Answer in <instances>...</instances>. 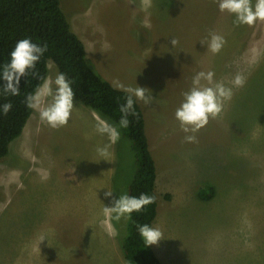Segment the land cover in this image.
Instances as JSON below:
<instances>
[{
	"label": "rangeland",
	"instance_id": "rangeland-1",
	"mask_svg": "<svg viewBox=\"0 0 264 264\" xmlns=\"http://www.w3.org/2000/svg\"><path fill=\"white\" fill-rule=\"evenodd\" d=\"M61 3L99 72L155 98L139 103L158 173L156 254L166 264H264V22L237 26L217 0ZM210 31L226 40L215 55L200 42ZM201 71L229 87L241 73L246 83L188 143L175 111ZM59 74L51 61L47 79ZM96 117L75 97L59 129L34 110L0 159V264H129L121 246L129 219L110 221L103 208L112 206L107 190L128 194L134 151L120 137L110 162L102 159L96 148L109 140ZM209 186L213 194L202 196Z\"/></svg>",
	"mask_w": 264,
	"mask_h": 264
},
{
	"label": "trees",
	"instance_id": "trees-1",
	"mask_svg": "<svg viewBox=\"0 0 264 264\" xmlns=\"http://www.w3.org/2000/svg\"><path fill=\"white\" fill-rule=\"evenodd\" d=\"M25 38L46 46V51L36 64L35 74L30 72L21 78L20 95L5 94L4 81L0 79V159L10 153L12 142L23 133L34 112L27 107L25 97L48 78L49 63L53 61L70 83L74 97L114 125L121 138L131 141L136 169L128 195L138 197L146 193L155 197L153 204L139 213L133 212L128 221V233L120 239L125 259L129 264H165L137 231L139 225L152 227L158 207L157 166L141 104L135 103L137 115H129L128 126L121 127L119 109L126 102L127 93L115 88L89 59L85 43L73 29L61 0H0V68L9 62L16 43ZM9 102L12 108L5 115L2 106ZM213 192L214 188L209 186L202 189L201 195L210 196Z\"/></svg>",
	"mask_w": 264,
	"mask_h": 264
},
{
	"label": "clouds",
	"instance_id": "clouds-1",
	"mask_svg": "<svg viewBox=\"0 0 264 264\" xmlns=\"http://www.w3.org/2000/svg\"><path fill=\"white\" fill-rule=\"evenodd\" d=\"M220 12H227L235 17L233 23L237 26H253L257 21L264 22V0H217ZM144 27H150V23L145 22ZM212 54H218L226 43L222 35L210 31L207 38L200 40ZM171 43L175 46L178 41L174 38ZM46 51V46L33 43L25 38L18 41L14 49L10 52V60L0 68V79L4 81L3 91L5 94L13 96L20 95L21 78L35 74L36 64ZM214 72H198L192 79L191 88L182 93L183 100L175 111V119L179 122L180 129L186 133L184 140L188 143L197 142L196 133L207 126L210 119L218 118L225 107L226 102L233 96V88H242L246 83V77L237 73L231 81V87L226 86L222 81L214 80ZM205 82V83H202ZM53 83L55 89H53ZM118 90L127 93L126 102L120 106L121 118L119 125L127 127L129 124V115H137L135 112V103L142 102L148 106L153 103L155 98L144 87L125 86L119 81L113 85ZM74 92L70 83L63 73L56 76L55 80L44 79L42 85L33 93L25 97L27 107L36 110L39 113V119L42 123L53 129H59L67 126L74 107ZM135 98V99H134ZM12 108V104L5 103L2 111L6 115ZM95 131L98 134L106 135L109 144L103 147H97L98 155L110 162L109 147L115 144L120 133L117 128L107 121L96 117ZM191 133V134H189ZM99 162V161H97ZM47 179V174L41 177ZM104 196L112 199V206H104L103 213L108 220L119 222L121 219H130L133 212H141L145 206L153 204L155 197L146 193H141L138 197L127 193L119 195V198L113 196V192L107 190ZM139 235L147 245L158 244L164 238L159 228L151 227L148 224L137 227ZM117 233L114 229L108 231L109 237ZM44 237L40 238V241Z\"/></svg>",
	"mask_w": 264,
	"mask_h": 264
},
{
	"label": "crops",
	"instance_id": "crops-1",
	"mask_svg": "<svg viewBox=\"0 0 264 264\" xmlns=\"http://www.w3.org/2000/svg\"><path fill=\"white\" fill-rule=\"evenodd\" d=\"M153 246V245H152ZM158 255V254H157ZM159 257V256H158ZM161 260H162V258L161 257H159ZM163 261V260H162ZM164 262V261H163ZM165 263V262H164ZM166 264V263H165Z\"/></svg>",
	"mask_w": 264,
	"mask_h": 264
}]
</instances>
